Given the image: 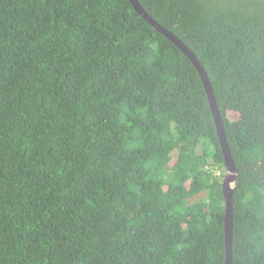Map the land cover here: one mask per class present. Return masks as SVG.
<instances>
[{
  "label": "trees",
  "instance_id": "trees-1",
  "mask_svg": "<svg viewBox=\"0 0 264 264\" xmlns=\"http://www.w3.org/2000/svg\"><path fill=\"white\" fill-rule=\"evenodd\" d=\"M137 1L206 72L232 264H264V0ZM224 172L197 72L128 0H0V264H224Z\"/></svg>",
  "mask_w": 264,
  "mask_h": 264
},
{
  "label": "water",
  "instance_id": "water-1",
  "mask_svg": "<svg viewBox=\"0 0 264 264\" xmlns=\"http://www.w3.org/2000/svg\"><path fill=\"white\" fill-rule=\"evenodd\" d=\"M134 12L141 17L146 23L152 26L159 34L164 36L174 47L182 53L188 61L192 64L197 72L200 81L203 85L210 113L214 122L218 143L223 157V167L225 170L224 177L221 185V192L224 198V220H223V233H224V246H225V259L224 264H232V232H233V194L236 189L238 181V171L235 166L234 160L231 156L226 135L224 131L223 121L216 104L214 95L212 93L210 82L207 78L206 72L195 57V55L184 45L176 36L167 31L165 28L155 22L141 7L137 0H128Z\"/></svg>",
  "mask_w": 264,
  "mask_h": 264
},
{
  "label": "rangeland",
  "instance_id": "rangeland-1",
  "mask_svg": "<svg viewBox=\"0 0 264 264\" xmlns=\"http://www.w3.org/2000/svg\"><path fill=\"white\" fill-rule=\"evenodd\" d=\"M164 59L166 60V62H170L171 60L175 59V51H173L172 49L167 50L166 52H164L163 54ZM230 117L234 116L232 114H229ZM163 160L160 159L159 162H162Z\"/></svg>",
  "mask_w": 264,
  "mask_h": 264
},
{
  "label": "clouds",
  "instance_id": "clouds-1",
  "mask_svg": "<svg viewBox=\"0 0 264 264\" xmlns=\"http://www.w3.org/2000/svg\"><path fill=\"white\" fill-rule=\"evenodd\" d=\"M224 171H225V170H224ZM224 173H225V172H224ZM219 174H220V172L218 171V172H217V175H219ZM223 177H224V175H223ZM222 180H223V179H222Z\"/></svg>",
  "mask_w": 264,
  "mask_h": 264
}]
</instances>
